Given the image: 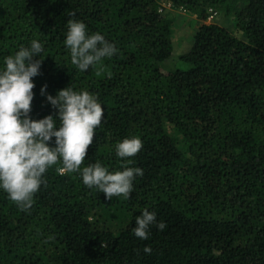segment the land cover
<instances>
[{"label":"trees","instance_id":"trees-1","mask_svg":"<svg viewBox=\"0 0 264 264\" xmlns=\"http://www.w3.org/2000/svg\"><path fill=\"white\" fill-rule=\"evenodd\" d=\"M162 1L197 17L192 48L177 57L188 69L163 67L174 46L160 0H0V70L33 40L44 49L31 119L55 116L47 95L70 86L104 109L80 171L49 167L29 210L0 188V264H264V0ZM210 10L234 17L244 39L206 24ZM70 19L118 51L80 71L64 43ZM133 137L142 149L119 158L116 144ZM97 161L143 170L129 199L84 185L82 169ZM145 209L166 228L141 240Z\"/></svg>","mask_w":264,"mask_h":264},{"label":"clouds","instance_id":"clouds-1","mask_svg":"<svg viewBox=\"0 0 264 264\" xmlns=\"http://www.w3.org/2000/svg\"><path fill=\"white\" fill-rule=\"evenodd\" d=\"M69 15L75 17L76 13ZM66 27L64 43L70 50L72 64L80 71L88 70L118 51L101 34L88 35L82 21L70 19ZM43 50L42 44L33 40L30 48L21 47L14 56L7 57L4 69L0 70V188L22 211L33 206V197L49 167L61 163L56 169L60 175L80 171L95 130L104 117V109L94 95L88 91L76 92L70 86L55 97L47 95V101L58 110L55 116L49 115L39 121L31 119L35 87L32 81L40 75L43 63L36 57ZM46 89L47 85L41 89V95H46ZM53 137L54 148L49 146ZM142 146L140 138H126L116 144V154L119 158L134 157ZM143 174L141 168L132 167L110 173L98 161L81 172L84 185L97 188L109 200L120 196L129 199L134 178ZM154 224L161 231L166 228L163 221L157 223L155 212L145 209L136 218L133 233L147 240L150 226ZM144 252L150 254L151 248L145 247Z\"/></svg>","mask_w":264,"mask_h":264},{"label":"rangeland","instance_id":"rangeland-1","mask_svg":"<svg viewBox=\"0 0 264 264\" xmlns=\"http://www.w3.org/2000/svg\"><path fill=\"white\" fill-rule=\"evenodd\" d=\"M163 13L172 20L174 56L164 63L165 70L188 69L189 65L177 59L179 55L185 54L192 48L194 35L198 29L197 17L176 8L172 2L160 0ZM218 23L232 30L234 34L244 39L243 33L235 27L234 17L225 16L223 12H217L212 18H208L206 24Z\"/></svg>","mask_w":264,"mask_h":264},{"label":"built area","instance_id":"built-area-1","mask_svg":"<svg viewBox=\"0 0 264 264\" xmlns=\"http://www.w3.org/2000/svg\"><path fill=\"white\" fill-rule=\"evenodd\" d=\"M161 12H163V10H160ZM217 12H215L214 10H210V18L214 17L216 15Z\"/></svg>","mask_w":264,"mask_h":264}]
</instances>
